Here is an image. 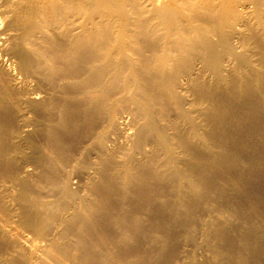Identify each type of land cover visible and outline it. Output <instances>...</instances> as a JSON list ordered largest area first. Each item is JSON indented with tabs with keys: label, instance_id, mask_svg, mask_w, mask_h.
Wrapping results in <instances>:
<instances>
[{
	"label": "bare ground",
	"instance_id": "6f19581e",
	"mask_svg": "<svg viewBox=\"0 0 264 264\" xmlns=\"http://www.w3.org/2000/svg\"><path fill=\"white\" fill-rule=\"evenodd\" d=\"M0 264H264V0H0Z\"/></svg>",
	"mask_w": 264,
	"mask_h": 264
}]
</instances>
